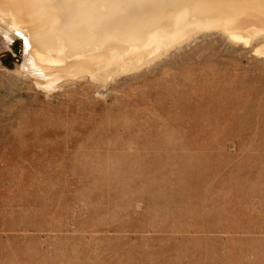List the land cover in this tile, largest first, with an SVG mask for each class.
<instances>
[{"label":"rangeland","instance_id":"374dc122","mask_svg":"<svg viewBox=\"0 0 264 264\" xmlns=\"http://www.w3.org/2000/svg\"><path fill=\"white\" fill-rule=\"evenodd\" d=\"M1 22L0 264H264L255 42L212 30L45 89Z\"/></svg>","mask_w":264,"mask_h":264},{"label":"bare ground","instance_id":"6f19581e","mask_svg":"<svg viewBox=\"0 0 264 264\" xmlns=\"http://www.w3.org/2000/svg\"><path fill=\"white\" fill-rule=\"evenodd\" d=\"M0 21L24 40L21 67L50 89L106 83L212 30L264 54V0H0Z\"/></svg>","mask_w":264,"mask_h":264}]
</instances>
